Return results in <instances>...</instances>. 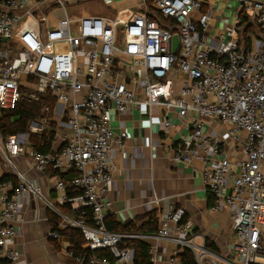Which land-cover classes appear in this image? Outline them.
Instances as JSON below:
<instances>
[{"label":"built area","instance_id":"1","mask_svg":"<svg viewBox=\"0 0 264 264\" xmlns=\"http://www.w3.org/2000/svg\"><path fill=\"white\" fill-rule=\"evenodd\" d=\"M233 1L260 31L248 47L240 43L239 20H225L212 32L204 0H145L142 11L113 19L72 17L64 0H0V109L15 110L24 95H51L53 121L65 134L57 133L46 153L37 151L31 134L1 141L0 180L8 175L17 183L0 181V264H23L17 227L31 199L59 217V231L82 232L90 256L76 257L70 243L63 246L79 264H134L135 250L121 247L128 239L150 244L152 264H182L185 251L196 264H264V0ZM53 10H61L63 20L51 24ZM134 112L161 123L164 133L173 113L190 131L170 146L171 161L201 179L213 199L211 213L228 215L233 239L227 254L209 248L186 209L169 197L148 203L165 204L153 236L107 229L113 154L129 139L112 121ZM44 123L31 133L42 132ZM211 123L223 135L210 132ZM234 147L242 156L233 155ZM21 157L31 158L35 172H51L54 201L19 170ZM68 205L71 214L76 207L81 214L63 213ZM59 231L48 238L61 241ZM102 249L113 263L95 255Z\"/></svg>","mask_w":264,"mask_h":264},{"label":"crops","instance_id":"2","mask_svg":"<svg viewBox=\"0 0 264 264\" xmlns=\"http://www.w3.org/2000/svg\"><path fill=\"white\" fill-rule=\"evenodd\" d=\"M87 1L66 0L67 6L73 4L77 8ZM94 1L106 4L111 12L109 11L107 15H103L89 9L82 10L80 13L70 12L67 9L68 15L75 18L98 16L113 19L121 13L129 14L142 11L145 0ZM204 1L203 11L211 14L213 18V33L223 29L225 20H229L230 23L239 20V4L237 2L233 0ZM57 11L64 16L61 10ZM58 21L59 19L56 16L50 14L51 24ZM250 37H254V35ZM57 110H59V107H57ZM154 113L157 116L159 115L158 110H155ZM169 118L172 121V127L167 133H164L161 123L156 121L151 124L147 116L138 112L113 117L112 127L114 131L118 134L122 131L126 132L129 139L126 141V147L123 151H116L113 154L116 171L113 174L112 189L108 195L107 218L113 217L124 226L134 221L138 226H141L142 221L138 218L155 211L157 212L158 221L159 213L165 204L163 203L157 207L148 203L154 197H169L172 199L173 204L186 209L188 217L194 220L198 235L207 238L215 246V250L227 254L233 239L229 217L225 213H211L208 203L209 194L203 187L201 179L193 174L191 168L176 165L171 161L170 146L184 136H188L190 131L181 124L173 113L169 114ZM210 129V132L220 135L225 132L217 123H211ZM1 141L3 142L0 136V143ZM61 145L62 142L58 143V147ZM242 154L241 147H234V156H242ZM16 164L19 170L38 180L44 193L50 195L53 201L55 200V193L51 189V172L46 174L35 172L32 169V160L29 157L19 158ZM61 210L65 214H71V212L66 213L63 211V208ZM78 210L81 209L76 207V211ZM17 230L23 252V264H79L74 259L69 258L63 251V246H68L70 243L68 237L62 236L61 241L48 238L52 228L47 217V210L39 206L34 199L28 202V207L24 213V221L19 224ZM138 233L145 236L154 235ZM55 243L59 246L58 248L55 247ZM167 249L171 251L172 247H167ZM158 254L162 259L165 256L163 250H160ZM158 264L167 263L160 262Z\"/></svg>","mask_w":264,"mask_h":264},{"label":"trees","instance_id":"3","mask_svg":"<svg viewBox=\"0 0 264 264\" xmlns=\"http://www.w3.org/2000/svg\"><path fill=\"white\" fill-rule=\"evenodd\" d=\"M202 12H205L202 10ZM239 35L241 39V45L248 47L251 42V35H260L259 29L250 22L249 18L245 14L239 16ZM56 106V101L51 95H41L38 100H32L27 95H24L22 101L16 107L15 110H2L0 109V136L5 142L11 137H15L19 134H31V141L35 144L37 151L46 153L50 150L52 143L56 138V122L53 121V110ZM48 109V111L46 110ZM34 122H45L40 133H31V124ZM13 180L17 182L12 176L6 175L0 181ZM64 180L68 181L69 177L64 176ZM81 191H75L69 194L71 197L78 196ZM209 207L213 203L212 197L209 196ZM71 206L68 205L63 208V211L70 213ZM82 210L74 211L73 217H78ZM77 214V216H76ZM47 217L49 219L50 226L53 231H59L58 224L60 222L59 217L47 210ZM138 220L142 221V225L138 226L134 221L126 226L120 224L113 217L105 220L106 227L109 231L115 233H129V232H142L145 234H155L158 230L157 212L152 211L143 217H139ZM142 230V231H140ZM62 236H66L70 239V249L74 252L76 257L90 256L92 251L87 248V243L83 237L82 232L79 229H65L59 231ZM207 246L215 250V246L207 239ZM55 247H59L55 243ZM130 247L135 250L134 264H152L150 255V245L140 240H125L121 246ZM98 258L109 260L113 263V256L107 249L98 250L95 252ZM180 260L182 264H196L193 254L190 251H185Z\"/></svg>","mask_w":264,"mask_h":264},{"label":"rangeland","instance_id":"4","mask_svg":"<svg viewBox=\"0 0 264 264\" xmlns=\"http://www.w3.org/2000/svg\"><path fill=\"white\" fill-rule=\"evenodd\" d=\"M64 1H66V0H64ZM67 9L71 12V11H73L74 13L75 12H81L82 10H86V9H89V10H92L93 12H95V13H101V14H103V15H107L108 13H109V8L106 6V4H102V3H100L99 1H94V0H88L87 2H84V3H82L81 5H79V7L77 8L76 7V5H73V4H71V5H69V6H67ZM111 12V11H110ZM150 12H151V14H153L154 12L152 11V10H150ZM52 16H56L59 20H63V16L61 15V13L59 12V11H52L51 13H50ZM38 124V125H35V124ZM33 124V123H32ZM31 124V129H32V127L33 128H38L40 125L39 124H41V123H39V122H35V124L34 125H32ZM46 125V123H44V125H43V127ZM58 130H60L59 128H58V126H56V132L58 133V134H60V136H62V137H64L65 136V134L64 133H62V131L61 132H59ZM56 133V134H57ZM61 141H59V143H60ZM226 253L224 252H221V255H225Z\"/></svg>","mask_w":264,"mask_h":264},{"label":"water","instance_id":"5","mask_svg":"<svg viewBox=\"0 0 264 264\" xmlns=\"http://www.w3.org/2000/svg\"><path fill=\"white\" fill-rule=\"evenodd\" d=\"M177 46H178V38L177 37H174V39H173V47H174V50H176Z\"/></svg>","mask_w":264,"mask_h":264}]
</instances>
